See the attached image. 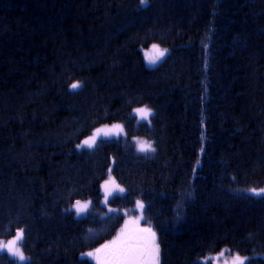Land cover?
I'll list each match as a JSON object with an SVG mask.
<instances>
[{
    "label": "trees",
    "instance_id": "trees-1",
    "mask_svg": "<svg viewBox=\"0 0 264 264\" xmlns=\"http://www.w3.org/2000/svg\"><path fill=\"white\" fill-rule=\"evenodd\" d=\"M147 4L0 0V240L23 229L25 264H94L81 255L125 218L102 204L110 172L125 189L110 208L144 204L160 264H264V196L248 191L264 189V0ZM152 45L169 52L149 68ZM119 123L125 137L77 150ZM74 200L92 206L70 222Z\"/></svg>",
    "mask_w": 264,
    "mask_h": 264
},
{
    "label": "snow or ice",
    "instance_id": "snow-or-ice-1",
    "mask_svg": "<svg viewBox=\"0 0 264 264\" xmlns=\"http://www.w3.org/2000/svg\"><path fill=\"white\" fill-rule=\"evenodd\" d=\"M140 5L143 8L148 7L147 0H140ZM165 51L166 50L161 51L153 45V54L145 53L149 65H155L157 61L165 55ZM79 88H81L79 83L71 84L72 90ZM135 111L141 119H147L150 115L146 108H137ZM116 130H121L119 124L113 125L111 129H97L95 134L91 135L88 139H85L82 144H78L77 147L82 148L87 146L88 148H92L101 134L107 137L113 134ZM145 150L144 146L141 145L140 151ZM104 188L106 205L108 203V196L112 195L113 190H117L121 194L125 192V189L119 187L111 177L105 182ZM248 191L256 197L264 196V189L257 191L253 188ZM136 206L141 210L144 208V205L139 200H137ZM87 207L88 204H81L80 201H76L75 208L77 215L83 212ZM108 211L112 212L114 209L109 208ZM140 219H143V216H141ZM23 235L24 230H19L16 233L15 239L9 241L6 245H0V251H3L6 248L10 255L19 257V260L21 261L25 260V256L20 248L17 247V241L21 240ZM225 251L226 250L221 251L215 259L218 260L220 257H223ZM86 255L95 259L96 264H159V247L155 244V233L152 232L150 227H139V219L128 220L125 223V226L121 229L120 234L115 239L103 244L94 252L86 253ZM247 259L248 257L241 258L239 255H234L230 262L225 260L224 264H245V260Z\"/></svg>",
    "mask_w": 264,
    "mask_h": 264
},
{
    "label": "rangeland",
    "instance_id": "rangeland-1",
    "mask_svg": "<svg viewBox=\"0 0 264 264\" xmlns=\"http://www.w3.org/2000/svg\"><path fill=\"white\" fill-rule=\"evenodd\" d=\"M155 46H156L159 50H161V51L166 50V51H165V55H164L163 57H161V58L157 61V63H156L155 65H149L148 60H147V58H146V56H145V53L153 54V45L150 46V50H149V51H148V50H144V52H143L144 61H145L146 65H147L149 68L157 67V66H158V65L164 60V58L166 57V55H167L168 52H169L168 49H166V48H162V47L159 46V45H155ZM143 108H145V107H143ZM146 109H147L148 112L150 113V115L147 117V119H141V117H140L139 115H137V113H136V111H135L136 109L133 111V115L137 118L138 122H140V123H150V120H151V117H152V115H153V112H152V110H150V109H148V108H146ZM114 125H116V124H114ZM119 125L121 126V130H116L113 134H111V135H109V136H107V137H105L103 134H101V135L97 138V142H96V144H95L92 148H88L87 146H84V147H82V148H78V147H77V150H79V151H82V150H93V149L95 148V146L98 144L99 141L115 140V139H120V138L125 137V136H126L125 127H124L123 124H120V123H119ZM112 127H113V125H109V126H103V127L97 128V129H101V128H108V129H111ZM97 129L93 130V132H92L88 137L84 138L79 144H82L83 141H84L85 139H88L91 135L95 134ZM134 143L136 144V148H137V151H138L139 154H142V155H149V154H151V153L154 152V151H153L154 147H153L152 143H151L149 140H147V139H144V138H136V139H134ZM141 145L144 146V148L146 149L145 151H140V147H141ZM149 146H150V147H149ZM109 177H111L113 180H115L116 184L119 185V187L123 188L120 184L117 183V181H116V179L114 178L112 172H110L109 175H108V177H107V179H105V181H103V183H102V185H101L102 194H103V196H102V204H103V206L107 207L108 209L110 208V204H109V202H110L114 197H116V196H122V195H124V193H125V192H124V193L121 194V193H119L117 190H113V191H112V195L108 196V203H107V205H106V204H105V188H104V185H105V182L109 180ZM110 187H111V186H110ZM251 195H252V193H251ZM136 202H137V201H136ZM140 202H141V201H140ZM80 203H81V204H88V207H87L83 212L79 213V215H77L76 208H75V204H76V203H75V204L72 206V211L75 213V216H76L77 218H83V217L87 216V214L90 212V210H91V206H92L91 201H84V202H80ZM141 203H142V202H141ZM142 204H143V203H142ZM143 205H144V204H143ZM112 212H113V213H115V212H120V213H122V214L125 216V218H124V222H123L121 228L119 229V231L117 232V234H116L111 240L115 239V238L120 234L121 229L125 226V223H126L128 220H130V219H139V227H142V226H143L144 228L150 227L151 230H152V232L155 233L154 230H153V228H152L151 226H149V225H143V223H145V207L141 210L140 208H138V207L136 206V203H135L133 209H131V210H128V209H122V210H114V211H112ZM141 216H143V219H140ZM18 231H19V230H18ZM18 231H17V232H18ZM17 232H16V233H17ZM15 238H16V234H15V236L12 237L11 239H8V240H6V241H2V242H0V245H6L9 241H11V240H13V239H15ZM22 240H23V238H22L21 240L17 241V247L20 248L21 252H22L23 255L25 256V260L21 261V260H19V257L10 255V254L7 252V249H6V248H5L3 251H0V252H1V253H5V254H7V255L10 256L12 259L16 260L19 264H23V263L27 262V260H28V256L25 254V252H24V250H23V247H22ZM111 240H110V241H111ZM107 243H108V242H107ZM155 244L159 247V244H158V240H157L156 234H155ZM99 248H100V247H99ZM95 250H96V249H95ZM95 250H92V251H90V252H94ZM87 253H88V252H87ZM218 255H219V254H218ZM218 255H215V256H213L212 258L210 257V258H208V259H204L203 263H204V264H207L208 262H211L212 264H224V261H225V260H228V261L230 262L231 259H232V257H233L234 255H236V254L228 255V256H225V255H224L223 257H220V258L217 260V259H215V258H216ZM81 257H82V258H85V259H88V260L91 261L92 263L96 264L95 259H93L92 257L87 256L86 253H84L83 255H81ZM241 258H244V257H241ZM247 260H248V259H247ZM247 260H245V263H246ZM159 264H160V249H159Z\"/></svg>",
    "mask_w": 264,
    "mask_h": 264
},
{
    "label": "bare ground",
    "instance_id": "bare-ground-1",
    "mask_svg": "<svg viewBox=\"0 0 264 264\" xmlns=\"http://www.w3.org/2000/svg\"><path fill=\"white\" fill-rule=\"evenodd\" d=\"M86 138V137H85ZM84 139V138H83ZM82 139V140H83ZM81 140V141H82ZM81 141H79V143L81 142ZM78 143V144H79ZM78 144H76V148H77V145ZM76 203V201L74 200V204ZM64 210H65V212L67 213V214H69V216H67L66 218L71 222L72 220L70 219V218H72V216H74L75 215V213L72 211V206H66L65 208H64ZM1 241V240H0ZM2 241H6V240H2ZM1 241V242H2ZM10 257V256H9ZM11 258V257H10ZM12 259V258H11ZM14 260V259H13ZM16 261V260H15ZM17 262V261H16ZM26 263V262H25ZM25 263H23V264H25ZM17 264H19L18 262H17Z\"/></svg>",
    "mask_w": 264,
    "mask_h": 264
}]
</instances>
